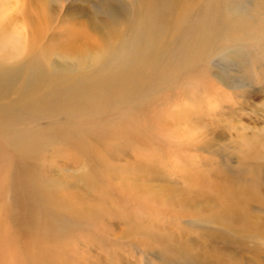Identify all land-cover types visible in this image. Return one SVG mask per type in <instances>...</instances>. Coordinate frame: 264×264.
I'll list each match as a JSON object with an SVG mask.
<instances>
[{"label":"rangeland","instance_id":"1","mask_svg":"<svg viewBox=\"0 0 264 264\" xmlns=\"http://www.w3.org/2000/svg\"><path fill=\"white\" fill-rule=\"evenodd\" d=\"M157 1L161 10L146 7ZM209 16L223 30L153 98L99 111L29 107L5 126L64 133L43 143L36 169L65 264H264V0H0V68L16 70L19 85L33 59L52 87L89 82L134 45L125 37L135 26L173 62ZM76 27L91 35L87 47L71 41ZM232 193L245 216L229 227L221 220Z\"/></svg>","mask_w":264,"mask_h":264},{"label":"bare ground","instance_id":"2","mask_svg":"<svg viewBox=\"0 0 264 264\" xmlns=\"http://www.w3.org/2000/svg\"><path fill=\"white\" fill-rule=\"evenodd\" d=\"M146 7L161 10L160 1ZM112 18L111 21L115 19ZM135 28L137 30L130 27L125 37L133 40L134 45L122 57L118 56L108 71L97 73L86 83L70 80L67 84L52 87L54 81L48 69L36 59L29 65L31 70L21 77L20 85L17 83L19 78L16 70L3 71L0 68V97L5 92L15 93L13 98H9L10 101L0 102V264H65L60 251L62 246L56 239V236L59 239L63 237L60 223L53 219L45 221L47 219L42 216L44 211L52 213L54 207L52 202H48L43 188L38 186L40 178L36 169L43 143L59 138L64 133L56 129L37 135L11 132L5 126L15 121L14 113L18 112L19 117L29 107H38L44 112L82 107L88 111H99L117 101L153 98L155 88L160 82L167 81L171 70H176L180 75L187 72V65L191 64L192 59L216 33L223 30L222 25L212 16L202 20L190 29L187 37L185 35L179 48L172 47L178 50L172 62L168 58L163 60L167 54L155 44L152 31L141 37L139 28ZM94 29L101 36L102 42H105L100 26L94 25ZM257 35H264V32ZM69 36L71 41H81V48L90 44L91 35L83 28L72 29ZM12 44L17 42L13 41ZM148 68L151 69L149 73ZM96 130L105 131L102 126H97ZM3 142L8 145L5 150L2 149ZM6 193L10 194V204L3 198ZM238 193L225 194L227 201L222 210L224 219L221 221L229 227L239 224L236 219L245 216V202ZM65 198L69 200L67 196ZM39 208L44 209L40 214ZM203 258L208 260L211 255H204Z\"/></svg>","mask_w":264,"mask_h":264}]
</instances>
